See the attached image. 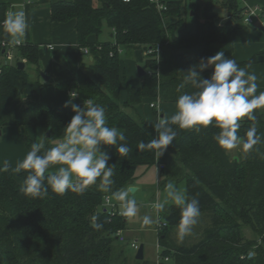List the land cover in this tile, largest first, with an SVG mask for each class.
<instances>
[{
    "label": "trees",
    "instance_id": "trees-1",
    "mask_svg": "<svg viewBox=\"0 0 264 264\" xmlns=\"http://www.w3.org/2000/svg\"><path fill=\"white\" fill-rule=\"evenodd\" d=\"M184 4L169 0L160 12L150 0L51 3L53 21L76 20L78 56L86 47L93 55L75 79L57 87L93 102L91 109L103 115L101 127L122 130L101 143L86 139L90 151L108 153V164L72 182L58 181L49 166L67 160L53 153L54 141L69 138L84 108L41 101L43 83L27 69L34 65L41 72L38 44L17 50L28 60L24 69L18 59L3 64L2 41L12 39L13 27L6 23L8 5L0 4V127L34 131L23 136L33 162L17 172L0 165V264H128L117 235L127 230V214L113 213L105 198L124 203L122 190L134 183L139 165H162L163 177L186 182V202L160 209L167 222L159 232L162 255L172 264H264V111L246 121L223 113L226 89L214 81L228 65H207L213 49L241 28L244 8L238 0H195L188 23ZM219 5L228 10L224 22ZM105 25L113 41L89 42ZM156 45L159 58L145 56L147 74L133 85L122 73L118 48ZM147 99L177 104L178 113L167 118L155 110L153 119L138 120L128 110ZM231 135L244 143L238 160L229 153Z\"/></svg>",
    "mask_w": 264,
    "mask_h": 264
},
{
    "label": "crops",
    "instance_id": "crops-1",
    "mask_svg": "<svg viewBox=\"0 0 264 264\" xmlns=\"http://www.w3.org/2000/svg\"><path fill=\"white\" fill-rule=\"evenodd\" d=\"M53 1L69 0H36L33 5H24V0H0V4L8 5V20L11 21L10 25L13 27L12 39L19 38V28L21 26L19 13L25 12L27 32L26 40L40 46V68H44V72L49 76V80H45L42 77L41 72L39 73L37 71L36 66L35 70L29 72V74L31 79L39 80L43 83L40 91L41 101L55 108H65L68 105L73 104L83 106L84 108L82 122L70 127L69 138L73 140L69 141L68 139H58L54 141V148L62 150V155L67 156V160H63L61 162L64 164H54L55 162H53L49 166V170L55 173L52 171L53 167L60 168V165H70L72 163L76 165L77 169L82 167L86 169L98 170L107 166L109 155L105 151H90L86 146V139L90 138V140L101 143L107 140L111 135L122 132V130L101 127L99 125V123L103 120V115L101 113H96L91 109V106L81 104L82 101L79 97L72 95L74 91L59 89L57 87V84L75 79L77 71L82 67V65L88 66L91 64L93 61V55L90 53L88 55L83 54L81 58L78 56L76 20L72 19L68 22L53 21L51 9V3ZM248 3L252 5H260L264 4V0H248ZM108 36V40L100 41L99 36L92 34L88 37V41L91 43L113 41L114 33L111 28L108 30ZM50 44L53 45V48L48 46ZM133 50L139 51L143 54L142 51H140L141 49ZM254 57H256V61L248 63ZM207 65L208 67L214 69L223 65H228V67L221 72L220 81L221 86L226 89V92L221 100V111L223 113L246 121L256 119L260 113L264 111V31H261L260 28L255 26H248L243 23L237 33L229 36L226 43L216 46L213 49L210 58L207 61ZM121 69L122 73L126 75L127 79L131 81L133 85L139 86L142 83L143 78L138 80L132 71L128 74V68L126 67L124 60H122ZM123 93H126L124 81H122V94ZM145 101L150 102L149 106L151 107V103L155 100L147 99ZM169 104L171 103L160 102L158 108L152 107V109L160 111L159 114H164L165 117H167L165 109ZM173 109L174 108H172L170 112H173ZM95 118L97 119L96 122H94ZM8 127L11 126H7V128ZM26 129L29 132L27 134H34L33 129ZM40 133L41 132H38L37 134L39 138L42 139L44 132L42 131L43 134ZM65 140L68 143H65ZM229 146L230 145H228V149ZM16 148L17 149H15L14 153L7 157L9 161L5 164L12 165L14 171L17 172L20 165H30L33 162V156L28 150L23 149V145L21 143L16 144ZM11 156L16 157V160L18 161L10 159ZM231 157L234 159L232 155ZM77 169L74 175L77 174L78 178L80 174ZM148 174L149 178H152L155 175L157 180L161 178L167 179L165 182H168V179L169 181L173 180L163 177L162 171L158 165H152L149 167ZM137 178L136 172L135 181L129 186L137 187L135 192H131L133 194L142 192V188L143 191L147 190L151 182L150 180L136 182ZM63 179L66 180L65 173ZM122 195L125 203L134 204V198L127 194V192H123ZM157 201L159 202V200ZM125 203H121L120 206H123V204L125 205ZM160 208L162 209L161 205ZM120 210L122 209L120 208ZM124 234L128 239L125 231ZM134 240L135 239H133V241ZM158 243H160L159 239ZM142 244L145 246L144 260L150 264H155L159 251H157V254L147 258L146 239L143 240Z\"/></svg>",
    "mask_w": 264,
    "mask_h": 264
},
{
    "label": "rangeland",
    "instance_id": "rangeland-1",
    "mask_svg": "<svg viewBox=\"0 0 264 264\" xmlns=\"http://www.w3.org/2000/svg\"><path fill=\"white\" fill-rule=\"evenodd\" d=\"M184 2L185 4L182 12L183 18H186L187 22L189 23L191 20L190 17L191 4L195 2V0H184ZM260 5H264V4H260ZM216 11L220 14V18L222 21L227 18L228 15L227 9L219 5L217 6ZM108 30L109 27L105 25L103 33L99 35L100 41L108 40L109 38ZM261 31L264 30L261 29ZM142 49L143 48H141L140 51H142ZM122 60H124V62L126 63V67L128 68V74H130L129 72L132 71V73L136 75L137 79L141 80L142 77L139 75V70H138L139 66L143 67L144 69H147L146 59L144 54H141L139 51H134L133 49H128L124 47L122 48ZM2 62L3 64L7 63L5 58H2ZM27 69L29 72L34 71L35 66L28 65ZM41 72H44V68L42 67H41ZM121 99L122 100L125 99L124 93L122 94ZM149 103L150 102L148 101H144L142 104L136 106L134 109L130 108L128 111L138 120L141 119L151 120L153 119L155 110L149 106ZM172 108H174L173 112H170ZM165 110H166L165 111L166 116L170 118L172 117V115L178 113V105L169 104L168 106H166ZM99 118L102 119L101 117ZM42 131L43 130H39V132L41 133ZM27 133L29 132L24 127L22 128H19L17 126H11L8 128L0 127V164H5L7 163V161H9L7 157L9 155H12L15 149H17L16 144L21 143L23 145V149L27 150L23 141V136L26 135ZM65 143L68 142H66L65 140ZM229 145H230L229 146L230 153L234 157V159L238 160L241 157H243V153H244L243 141L231 135L229 139ZM10 159L14 161H18L16 160L17 159L16 157L11 156ZM61 162L62 161H56L54 164H60ZM60 166H61L60 168L53 167L52 171L57 173V175L60 173H65V179L67 181H71V182L76 181L77 174L76 175L74 174L76 173L75 171L77 167L74 163L70 165H60ZM149 167L151 166L139 165L136 171L138 177L136 182H142L144 180L151 181L148 186L149 188L147 190H144L145 192L143 191V188H142V192H139L137 194L131 193L130 187L122 190V193L127 192V194L133 197L135 201L134 204L124 202L125 205L123 204V206L121 205L122 207L120 206L122 212L126 213L128 216L127 230H125L128 239L125 243H122L125 246V254L128 264H135L139 261H143L136 259L137 250L131 247V242L133 241V239L138 240L140 245L143 243V240L146 239L147 258H150L151 256L157 254V251H159L158 248L159 232L157 229L158 213H157V208L153 205V203L159 200L162 208H165L166 206L172 203L183 204L186 202L187 186L184 180L169 181L168 179V182H165V180L167 179L161 178L157 180L155 175L152 178H149V174H148ZM93 170L94 169H86L82 167H80V169H77V171H79L78 172L79 174L85 171H93ZM123 199L124 198L122 197V200ZM175 230L173 229V233H176L179 229L176 231ZM177 236L179 240H183V238H181L179 234H177Z\"/></svg>",
    "mask_w": 264,
    "mask_h": 264
},
{
    "label": "built area",
    "instance_id": "built-area-1",
    "mask_svg": "<svg viewBox=\"0 0 264 264\" xmlns=\"http://www.w3.org/2000/svg\"><path fill=\"white\" fill-rule=\"evenodd\" d=\"M125 2H130V0H124ZM168 1L169 0H150V2H152L153 4H155V6L157 7V9L160 12H164L168 10ZM244 10L242 12V20L243 23L245 25L248 26H255L257 28L263 29L264 30V6L259 5V4H249L248 0H238ZM36 0H24V5H33L35 4ZM11 13V12H9ZM8 13V14H9ZM19 21L21 23V26L19 28V38L16 39H5L2 41V47L4 50V57L6 59V61L8 63H15L16 60L18 59L19 61H23L25 63L28 62L27 58L25 57H18L17 56V50L22 47L25 46L27 44V40H26V13L25 12H20L19 13ZM7 24H11V21L8 20V22H6ZM50 48H53V45H48ZM83 51L85 54H90V50L89 48H83ZM118 51L120 53H122V49L118 48ZM142 52L144 54V56H156L157 58H159V55L161 53V47L160 45H156V46H149L145 49H142ZM111 55H113V52L111 53ZM73 96H78V94L76 92L72 93ZM159 103L160 100L157 99L155 101H153L151 103V107L153 108H158L159 107ZM81 104H86L88 106H92L93 102L91 101H87L85 103L81 102ZM97 119H94V122H96ZM69 141H72L73 139L68 138ZM53 153L54 154H58V155H62L63 151L60 149H53ZM159 168L163 169V166L160 165ZM79 179V178H77ZM65 185L68 184V182H64ZM153 205L157 208V213H158V220H157V229L158 232H160L161 230H163L165 227H167V222L164 221L161 218V214H160V203L158 201L154 202ZM105 206L109 209H111V211L113 213H115L116 211H118L119 213L126 215V213L122 212V210H120L119 206L120 204L116 203L114 201V199L109 195L106 196L105 198ZM118 237L120 238V241H122L123 243H125L127 241V238L124 234L123 230H119L117 233ZM131 247L136 249L138 251V249L140 248V244L138 241L134 240L131 242ZM158 248H159V253H158V257L156 260L155 264H172V259L169 256H163L162 255V247L160 245V243H158Z\"/></svg>",
    "mask_w": 264,
    "mask_h": 264
},
{
    "label": "water",
    "instance_id": "water-1",
    "mask_svg": "<svg viewBox=\"0 0 264 264\" xmlns=\"http://www.w3.org/2000/svg\"><path fill=\"white\" fill-rule=\"evenodd\" d=\"M192 14H193V12H192ZM3 52H4V50H3ZM18 67L20 69H24L25 68V62L19 61L18 62ZM138 70H139V75L142 76V77L147 74V71L141 66H139ZM41 75H42V77L45 80H49V76L46 73L41 72ZM220 81H221V73L217 75V77H216V79L214 81V84L215 85H220ZM162 116H164V114H162ZM47 135L49 136L50 132H48ZM63 178H64V173H60V174L57 175V180L58 181H63ZM136 190H137V187H135V186H131L130 187V191L131 192H135ZM144 258H145V246H144V244H141L140 248L138 249V251L136 253V259L137 260H144Z\"/></svg>",
    "mask_w": 264,
    "mask_h": 264
}]
</instances>
